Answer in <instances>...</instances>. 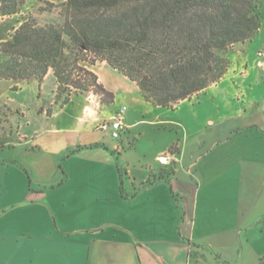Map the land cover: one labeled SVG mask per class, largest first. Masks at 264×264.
<instances>
[{"label":"crops","instance_id":"crops-1","mask_svg":"<svg viewBox=\"0 0 264 264\" xmlns=\"http://www.w3.org/2000/svg\"><path fill=\"white\" fill-rule=\"evenodd\" d=\"M90 68L113 102H64L52 69L0 92L21 122L0 139V264H264V102L222 114L203 99L221 81L166 107L106 60Z\"/></svg>","mask_w":264,"mask_h":264},{"label":"trees","instance_id":"trees-1","mask_svg":"<svg viewBox=\"0 0 264 264\" xmlns=\"http://www.w3.org/2000/svg\"><path fill=\"white\" fill-rule=\"evenodd\" d=\"M0 1V16L19 12L16 1ZM56 7L59 21L27 20L0 40V78L42 82L52 69L64 102L73 92L113 102L90 68L106 60L148 100L173 106L219 82L230 47L261 25L249 0H66Z\"/></svg>","mask_w":264,"mask_h":264},{"label":"rangeland","instance_id":"rangeland-1","mask_svg":"<svg viewBox=\"0 0 264 264\" xmlns=\"http://www.w3.org/2000/svg\"><path fill=\"white\" fill-rule=\"evenodd\" d=\"M10 1H16L17 3H19V12L12 15L0 16V40L10 38V36L15 33V31L21 26V24L27 20H31L32 22L36 21L39 24L59 21V9L56 6L59 5L62 0ZM249 1H253V3H256L258 5V10L261 13L260 28L252 38L247 39L243 42H238L230 47L228 53L230 61L229 68L219 82L212 84L216 85L221 81H224L221 84V88L209 90V92H205L203 96V99H208L209 101H212L213 96H216V102L213 103V107L216 108L220 104L222 114L229 111L231 112L236 106L244 105V102L246 100H250L251 98H256L257 101L259 100V102H264V79L261 76V73H264V64H262V66L260 67L258 65V63L260 62H264V57H260L258 55L260 51L264 52V0ZM51 3L55 4L56 6H52ZM1 5L2 4L0 3V7ZM247 69L249 71V75L245 76L244 72ZM0 80H7L5 82H2V87H0V92H3L5 94H12L16 90H18L20 84L29 82H22L4 78H0ZM10 85L12 86L10 87ZM4 87L6 89H4ZM80 93L93 95L92 97L94 99H96V97L101 99L100 95L93 92ZM64 97L65 95H63L62 98ZM230 104H232V106ZM207 111L208 107L204 104L203 112L207 113ZM116 113L117 112H115L114 114ZM8 114L9 111L3 105H0V139L8 137V132L11 129L16 130L21 125L19 118H15V116H12L11 118L6 117V115L8 116ZM156 127L159 128L158 140L160 142H165L167 140V136H165L164 126L159 125ZM170 132H173V135H175V131L170 130ZM15 137H18V135L16 134ZM148 137H150V135H148ZM148 137H145L143 139L142 144H149L150 139ZM127 151L128 153H130V170H134L135 172L142 171V168L144 167L141 166L138 160L139 158H141L142 162H144L143 155L139 153L140 157H138L136 156V152H133L129 149H127Z\"/></svg>","mask_w":264,"mask_h":264},{"label":"built area","instance_id":"built-area-1","mask_svg":"<svg viewBox=\"0 0 264 264\" xmlns=\"http://www.w3.org/2000/svg\"><path fill=\"white\" fill-rule=\"evenodd\" d=\"M258 55L260 57H264V52L260 51ZM259 64L262 66L264 62H260ZM125 110H126V107L122 108L116 114H114L109 120V126L111 127L112 136L114 138H120L122 135V132L126 128V124L124 122Z\"/></svg>","mask_w":264,"mask_h":264}]
</instances>
